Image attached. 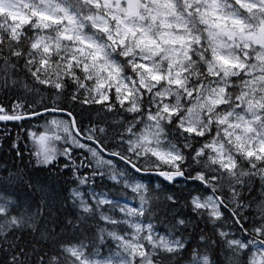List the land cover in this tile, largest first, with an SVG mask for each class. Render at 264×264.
<instances>
[{
  "label": "snow or ice",
  "instance_id": "6c2138e0",
  "mask_svg": "<svg viewBox=\"0 0 264 264\" xmlns=\"http://www.w3.org/2000/svg\"><path fill=\"white\" fill-rule=\"evenodd\" d=\"M0 94V264H264V0H0Z\"/></svg>",
  "mask_w": 264,
  "mask_h": 264
},
{
  "label": "trees",
  "instance_id": "16d2710c",
  "mask_svg": "<svg viewBox=\"0 0 264 264\" xmlns=\"http://www.w3.org/2000/svg\"><path fill=\"white\" fill-rule=\"evenodd\" d=\"M0 100H3L2 94H0ZM3 102H7V101L4 100ZM42 124H43V121H39V123H37L36 120H33V123L31 125H29V127H31L33 130H36V128H39L40 125H42ZM15 132H16V129L14 128L13 133H15ZM0 143H2V142H0ZM23 144H27V149L24 152V163L20 164L19 161H16V165L19 166L21 171L24 170V164H27L28 159L30 157V151L33 147V145L28 141H23L21 146H23ZM5 161L7 162L9 167H14L12 154L7 152L6 147L4 148L3 151H0V164L4 163ZM29 171H31V169H29ZM32 175L34 177L38 176L42 182L48 184L51 189H54L55 193L57 194L58 200H63V197L67 195V192L65 191V189H67L68 187L71 186L70 184L65 183V181L68 179L67 176H64L59 181H56V180L50 179L49 174L46 171H41L38 173H32ZM37 199H38V197H37ZM70 212H71V206H70V201H69L68 204L65 205V207L62 208L59 213L53 211V217L56 218V222L53 223L50 219L49 223L46 225V227H48V228L57 227L58 228L59 221L61 219H63L64 216L69 215ZM158 227L160 228L161 231H163V225H158Z\"/></svg>",
  "mask_w": 264,
  "mask_h": 264
},
{
  "label": "rangeland",
  "instance_id": "374dc122",
  "mask_svg": "<svg viewBox=\"0 0 264 264\" xmlns=\"http://www.w3.org/2000/svg\"><path fill=\"white\" fill-rule=\"evenodd\" d=\"M105 254H106V250H105Z\"/></svg>",
  "mask_w": 264,
  "mask_h": 264
},
{
  "label": "water",
  "instance_id": "95a60500",
  "mask_svg": "<svg viewBox=\"0 0 264 264\" xmlns=\"http://www.w3.org/2000/svg\"><path fill=\"white\" fill-rule=\"evenodd\" d=\"M35 120V119H34Z\"/></svg>",
  "mask_w": 264,
  "mask_h": 264
}]
</instances>
